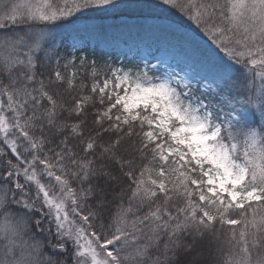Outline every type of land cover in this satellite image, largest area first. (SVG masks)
Listing matches in <instances>:
<instances>
[{"label":"snow or ice","instance_id":"snow-or-ice-1","mask_svg":"<svg viewBox=\"0 0 264 264\" xmlns=\"http://www.w3.org/2000/svg\"><path fill=\"white\" fill-rule=\"evenodd\" d=\"M155 6L183 76L62 53L114 0H0V264H264V0Z\"/></svg>","mask_w":264,"mask_h":264},{"label":"trees","instance_id":"trees-1","mask_svg":"<svg viewBox=\"0 0 264 264\" xmlns=\"http://www.w3.org/2000/svg\"><path fill=\"white\" fill-rule=\"evenodd\" d=\"M148 2L123 0L116 8L86 12L61 30L62 53L75 51L77 55L106 60L110 64L131 63L126 59L131 53L142 59L149 55L146 58L149 64L164 61L161 71L174 69L184 75L180 70L185 67L184 58L171 46L167 35L168 29L179 27L181 18ZM78 47L82 50H77ZM167 58L176 64L174 68L165 63Z\"/></svg>","mask_w":264,"mask_h":264},{"label":"rangeland","instance_id":"rangeland-1","mask_svg":"<svg viewBox=\"0 0 264 264\" xmlns=\"http://www.w3.org/2000/svg\"><path fill=\"white\" fill-rule=\"evenodd\" d=\"M122 1L123 0H114L115 4L122 3ZM148 1H150L148 3H151V4H153V3L158 4L159 3V0H148ZM77 50H82V47H78ZM148 56L149 55H145L143 57L144 59H142V57H139L138 54L131 53V54L126 55V59L130 60L131 63H135L136 62L137 64L143 66L144 62H147L148 63V61L146 59V58H148ZM138 58H140V59H138ZM165 63L167 65L169 64L172 68H174L173 66L176 65L173 61H170L168 58L166 59ZM180 76H183V75H180Z\"/></svg>","mask_w":264,"mask_h":264}]
</instances>
